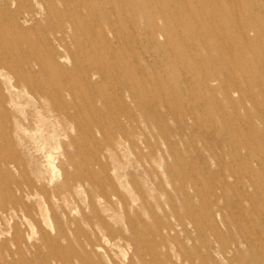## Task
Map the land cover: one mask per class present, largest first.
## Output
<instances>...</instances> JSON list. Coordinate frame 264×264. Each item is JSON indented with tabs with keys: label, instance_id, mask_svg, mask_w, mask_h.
<instances>
[{
	"label": "rangeland",
	"instance_id": "rangeland-1",
	"mask_svg": "<svg viewBox=\"0 0 264 264\" xmlns=\"http://www.w3.org/2000/svg\"><path fill=\"white\" fill-rule=\"evenodd\" d=\"M0 264H264V0H0Z\"/></svg>",
	"mask_w": 264,
	"mask_h": 264
},
{
	"label": "bare ground",
	"instance_id": "bare-ground-1",
	"mask_svg": "<svg viewBox=\"0 0 264 264\" xmlns=\"http://www.w3.org/2000/svg\"><path fill=\"white\" fill-rule=\"evenodd\" d=\"M73 72V71H72ZM77 79V78H76ZM48 161H49V158H48ZM47 164H49V163H47ZM51 165V164H50ZM52 166V165H51ZM52 169H54L53 167H52ZM53 172V171H52ZM56 172V171H55ZM54 173V172H53ZM55 174V173H54ZM57 196V195H56ZM42 200V199H41ZM43 201L45 202V200L43 199ZM41 202V201H40ZM38 204H39V202H38ZM12 205V204H11ZM38 206V205H37ZM18 207V206H17ZM21 207H23L21 204L19 205V208H21ZM18 209V208H17ZM43 209V208H42ZM46 211V210H45ZM18 212H20V211H18ZM47 212V211H46ZM47 214V213H46ZM48 218V217H47ZM45 220V219H44ZM49 221V220H48ZM50 226V225H49ZM52 231V230H51ZM9 234V233H8ZM12 247H13V252L16 254L17 252H19V246H18V244L17 243H13L12 244ZM11 248V247H10ZM12 250V249H11ZM1 253H2V251H1ZM9 253V252H8ZM4 254H7V253H4ZM14 254V255H15ZM8 255V254H7ZM11 257V256H10ZM12 258V257H11Z\"/></svg>",
	"mask_w": 264,
	"mask_h": 264
}]
</instances>
